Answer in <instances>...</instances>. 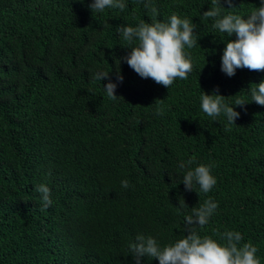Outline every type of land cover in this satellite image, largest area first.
<instances>
[{"label":"trees","instance_id":"trees-1","mask_svg":"<svg viewBox=\"0 0 264 264\" xmlns=\"http://www.w3.org/2000/svg\"><path fill=\"white\" fill-rule=\"evenodd\" d=\"M91 2L0 0V264H135L127 246L138 234L174 243L187 234L184 217L209 198L218 207L199 234L225 244L216 233L239 232L264 264V106L247 91L264 71L221 72L225 43L236 37L203 18L212 0H124V10L93 14ZM221 3L222 15L260 6ZM172 13L195 25L197 45L185 47L188 78L165 88L119 63L134 45L118 28ZM101 71L113 83L120 71L115 95L123 99L107 96L108 79H93ZM216 87L230 106L248 103L235 107V124L202 111V91ZM200 164L211 166L216 185L186 192L183 177ZM40 183L53 201L43 211Z\"/></svg>","mask_w":264,"mask_h":264},{"label":"clouds","instance_id":"clouds-1","mask_svg":"<svg viewBox=\"0 0 264 264\" xmlns=\"http://www.w3.org/2000/svg\"><path fill=\"white\" fill-rule=\"evenodd\" d=\"M83 2V0H79ZM228 9L236 8L234 0H223ZM124 0H92L89 8L93 13H103L106 8L124 10ZM144 7L150 9L153 16L157 15V9L150 3ZM221 0H212L208 11L203 12L205 20L214 21L212 27L228 37L235 35L234 40H228L221 56V72L228 77H233L237 69L250 71H264V0H260V6L256 7L247 16H241L229 12L222 15ZM195 25L187 18H180L172 13L166 22L154 21L147 23L139 22L135 27L120 26L118 32L124 41L132 46L127 55L120 61L127 65L142 79H151L156 84L169 88L176 78L186 80L193 70L190 55L185 47L191 49L197 45L194 33ZM94 80L108 79L103 87L107 96L112 100L123 99L115 95L117 86L123 82L120 71H116V83L111 81L108 72H97ZM252 102L264 106V80L259 84H251L247 90ZM219 87L213 90L211 95L202 91L200 96L201 109L207 116L215 119L221 113L227 117L229 124H235L240 113L235 107H243L248 104L244 99H235V106H230L228 98L219 95ZM156 114L163 115V100H156ZM195 157L188 161L192 164ZM183 163L180 168H184ZM51 175V173H48ZM183 185L186 192L193 191L194 185H198L201 192L207 194L216 185V178L211 175V166L200 164L194 170H189L183 177ZM121 187H130L128 180L121 181ZM34 191L40 195L41 210L49 208L53 201L51 190L46 183L34 186ZM180 207H187L184 200L179 201ZM218 204L211 198L205 200L200 207H193L192 214L186 215V235L161 247L152 236L138 234L133 242L128 244L135 264H141L144 257L158 260L159 264H260L256 253L258 248L250 241L241 245L243 239L241 233L226 231L216 233L221 240L220 244L211 237L201 236L198 232L209 223L211 216L217 209Z\"/></svg>","mask_w":264,"mask_h":264}]
</instances>
